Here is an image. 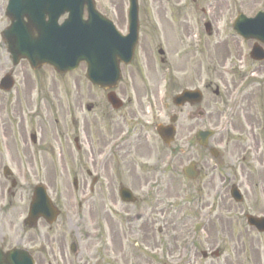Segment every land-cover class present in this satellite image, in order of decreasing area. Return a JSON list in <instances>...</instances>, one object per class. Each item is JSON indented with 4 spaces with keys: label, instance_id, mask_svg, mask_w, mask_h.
Masks as SVG:
<instances>
[{
    "label": "flooded vegetation",
    "instance_id": "1",
    "mask_svg": "<svg viewBox=\"0 0 264 264\" xmlns=\"http://www.w3.org/2000/svg\"><path fill=\"white\" fill-rule=\"evenodd\" d=\"M254 1L260 0H226L223 5L226 11L234 12V15L240 12L247 14L249 7L252 12L256 7ZM137 2L138 38L133 59L129 63L119 62V79L113 87L107 88L90 82L86 77V66L81 64L74 72L83 71L91 98L84 100L88 96L79 93L75 79L65 111L70 121L66 123L65 132L59 127L54 136L60 149L59 171L73 175L76 180L74 193L86 194L84 201L78 202L81 209L86 205L85 215L80 220L85 221L86 227L92 225L93 229L81 230L76 226L62 230L60 216L52 223L44 218L30 219L31 195L27 197L22 225L15 228L19 225L13 217L14 198L18 196L16 190L24 179L29 178L26 167L36 172V168L33 169L35 158L30 154V167H21L19 177L15 167L14 172L5 169L9 165L4 164L0 168L1 251L22 248L32 256L34 264H121L126 241L125 221H134L138 225L135 233L139 240L130 245L136 249H142V246L148 248L147 244L151 246L156 234L149 233L147 225H153L157 220V208L153 203L155 196L162 185L169 184L167 178L183 161L186 164L181 165L180 172L187 183L184 215L188 218L182 220L183 223L187 225L185 222H189L191 215L193 218L197 216L196 210L189 206L191 197L197 198L196 203L202 212L212 207L208 211L212 214L219 206L222 185L210 188V181H203L208 163L202 157L206 156V151L211 154L212 145L211 138L206 146L197 138V131L207 128V89L214 90L213 104L219 101L227 105L234 93L230 110L246 113L248 154L245 165L234 167L236 183L232 185L246 187V207L242 215L245 216L247 237L251 241L264 243V88H260L263 84L256 79L257 87L250 85L249 76L239 74L238 65L234 62V70L238 72H234L237 73L234 75L240 78L233 83V89H229L230 85L223 81L227 96L218 99L220 87L214 85L212 80L207 82L205 76L206 49L202 32L207 29L212 32V23L204 18L206 15L214 17L220 14L223 0ZM96 3L100 12L112 21L122 35L129 32V0H96ZM253 45L254 42H251L248 47L240 49L238 61L246 65L264 66V61L250 57ZM174 59L181 62L176 67ZM212 61L214 64L215 59ZM220 68V64H214L215 76L221 77L223 72ZM175 73H180L184 81L178 75L175 77ZM184 89H198L201 100L181 106L175 104V96ZM38 95L41 100L43 95ZM47 104L50 109V104ZM170 125L175 128V138L167 142L160 130ZM5 148L13 164L7 144ZM211 155L217 161L220 154ZM187 166H191L187 173L194 175L193 178L185 175L184 167ZM215 167L219 165L215 163ZM194 183L200 185L196 187ZM126 188L135 196L134 202H126L121 195ZM191 189L193 193L190 196ZM204 189L209 192L207 197L203 195ZM53 192L56 202L57 190ZM19 198L24 199L22 194H19ZM161 213L167 223L171 207H166ZM208 253L203 254L204 258L208 257Z\"/></svg>",
    "mask_w": 264,
    "mask_h": 264
},
{
    "label": "rangeland",
    "instance_id": "2",
    "mask_svg": "<svg viewBox=\"0 0 264 264\" xmlns=\"http://www.w3.org/2000/svg\"><path fill=\"white\" fill-rule=\"evenodd\" d=\"M224 1L226 0H223L222 3L224 10L222 9L220 14L214 17L206 15L204 18L205 21L212 23V32L207 33L204 30L202 32L206 49L205 76L207 82L212 80L214 85L220 87L218 99H225L227 96V88L223 81L230 85L229 89H233V83L240 78L234 75L238 72L244 77L249 76L248 83L252 86L257 87L256 79H259L263 84L260 88H264V66L246 65L238 61L240 49L248 47L251 42L243 41L233 31L234 12L226 11L227 9L223 5L226 4ZM7 3L8 0H0V78L5 72L12 71L15 85L10 92L0 90V168L2 169L1 166L4 164L9 165L13 172L17 168L18 176L21 167L30 165L28 164L29 158H31L30 154H33L35 158L33 169L36 168L35 173L30 171L28 180L24 179L29 182V187L27 182L23 181L21 187L16 190L18 196L14 198V220L21 225L23 211L28 204L27 197L32 194L31 190L36 184L43 183L52 197H54L53 191L57 190L56 202L63 210V216L59 219L62 230L79 226L81 230L88 228L90 231L89 227L93 229V226L86 227L85 221L80 220L85 215L86 205L83 209L78 207V202L86 197V194L73 192V175L71 173H63V171L60 173V163L58 162L60 161V149L54 139L55 132L59 131V127L65 132L66 123L70 121L69 115L65 114V111L70 102L72 84L75 85V79L79 93H83L84 97L88 96L84 100L91 98L88 95V83L82 76L81 69L78 72L60 75L49 66L33 70L27 61H21L16 66L13 65L1 36L2 30L10 24V19L6 15ZM255 5H257L256 9L263 7L264 0L254 1ZM249 10L247 11L252 13ZM175 59L177 58L175 57ZM175 59L174 66L176 67L181 62L175 61ZM213 59H215L214 64L221 65L220 70L223 72L221 77L214 75ZM234 62L238 65V72L231 71ZM177 75L181 74H174L175 77ZM179 79L184 81L182 76ZM38 90L43 95L41 100ZM205 93L207 106L205 125L217 131V134L210 139V144L218 149L220 155L217 161L208 151H206V156L202 157V160H206L208 163L207 165L206 161L204 162L206 175L203 181L209 180L210 188L222 185L219 206L212 214L208 213L212 207L202 212L196 203L197 198L191 197L189 206L196 210L197 216L193 218L191 215L189 222H185L187 225L183 223L185 219H188L184 215V207H187V203L184 205L187 183L180 172L181 165L186 164V161H183L178 165V169L172 171L167 178L169 184H166L165 181L160 191L156 189L159 193L155 196L153 203L157 208V220L153 225H147L149 233L156 234L155 238L151 237L154 238L151 241V246L147 244L148 248L142 246V249H136L130 245L139 240V236L135 233V228L138 225L134 221H125L126 241L121 264H264V243L251 241L245 231V219L242 213L246 207V187L241 186L245 196L242 203H236L230 195L231 186L236 183L233 169L235 166L245 165L248 154L246 113H229L225 110L226 103L222 104L217 101L216 104H213L214 90L207 89ZM47 102L51 106L50 109L47 108ZM182 121H184V117ZM32 131L38 133L37 146H34L30 139ZM6 144L9 147L13 164L7 157ZM36 150H39L38 156ZM66 158L68 159V157ZM215 163L219 167H215ZM28 169L32 170V168ZM15 178H17L16 173ZM229 179L230 181H228ZM82 180L85 181V178ZM194 184L196 187L200 185L199 183ZM189 193L191 196L192 189ZM208 193L206 189L203 190V195L206 197ZM19 194L23 195V200L19 198ZM166 207H171L167 223L162 219L164 217L161 213ZM207 215L210 218H207ZM154 216L156 217V215ZM196 223H201L202 229L195 233L194 225ZM161 229L163 230L161 231ZM205 250L209 253L218 250L219 256L209 255L204 259L201 254Z\"/></svg>",
    "mask_w": 264,
    "mask_h": 264
},
{
    "label": "water",
    "instance_id": "3",
    "mask_svg": "<svg viewBox=\"0 0 264 264\" xmlns=\"http://www.w3.org/2000/svg\"><path fill=\"white\" fill-rule=\"evenodd\" d=\"M85 6L92 11L88 19L83 18ZM64 11H70L71 15L62 25H58L59 16ZM7 14L12 23L3 31V37L14 64L21 58H27L34 68L48 63L58 71L64 72L76 68L85 60L91 64L93 81L102 85L109 81L110 75L118 74L117 70L114 73L115 66L112 64L117 56H125L128 62L133 53L132 40H129V43L124 41L112 28L109 31L105 30L103 25L105 19L96 11L93 0H10ZM46 15L49 16V20H46ZM25 16L28 17V22L24 20ZM234 27L244 38L257 39L264 43V12H260L254 18L240 15ZM252 55L259 60L264 59V52L260 46H255ZM2 86L7 90L11 89L13 86L11 75L4 79ZM199 98L200 95L194 91H184L176 97V101L183 104ZM169 129L165 130V134L162 133L163 137H173V128ZM209 135L211 131L201 133L203 144L207 142ZM231 194L235 200H242L237 187L233 188ZM128 196L126 193V200H132ZM32 211L35 216L43 214L47 217L52 212L50 215L54 218L57 214L45 188L41 185L35 189ZM0 264L33 262L21 250H14L6 257L0 255Z\"/></svg>",
    "mask_w": 264,
    "mask_h": 264
}]
</instances>
